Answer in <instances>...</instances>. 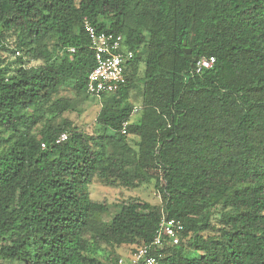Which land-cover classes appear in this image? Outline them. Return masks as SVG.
Listing matches in <instances>:
<instances>
[{
  "label": "trees",
  "instance_id": "obj_1",
  "mask_svg": "<svg viewBox=\"0 0 264 264\" xmlns=\"http://www.w3.org/2000/svg\"><path fill=\"white\" fill-rule=\"evenodd\" d=\"M86 18L134 52L126 84L97 133L65 119L37 132L89 95ZM64 87L76 99L55 98ZM95 182L152 185L162 203L104 222ZM163 216L185 228L163 264H264V0H0V264H118L100 245L132 254Z\"/></svg>",
  "mask_w": 264,
  "mask_h": 264
},
{
  "label": "built area",
  "instance_id": "obj_2",
  "mask_svg": "<svg viewBox=\"0 0 264 264\" xmlns=\"http://www.w3.org/2000/svg\"><path fill=\"white\" fill-rule=\"evenodd\" d=\"M85 32L90 40V50L93 54L94 67L90 72L86 89L89 95L103 98L115 94L126 84V68L134 58V52L124 47L122 35L97 30L86 18ZM74 53L75 50L71 49ZM215 63L214 58H204L197 62L196 72L211 69ZM128 123L123 126V134H127ZM68 140V134L62 133L56 140L60 144ZM43 148L46 146L43 144ZM184 225L176 219L163 216L154 240L137 251L130 254L128 258H121L118 264H163V252L170 246L180 243L184 232Z\"/></svg>",
  "mask_w": 264,
  "mask_h": 264
},
{
  "label": "rangeland",
  "instance_id": "obj_3",
  "mask_svg": "<svg viewBox=\"0 0 264 264\" xmlns=\"http://www.w3.org/2000/svg\"><path fill=\"white\" fill-rule=\"evenodd\" d=\"M2 56L8 63H10L15 61L18 54L13 55L10 52H4ZM64 97L73 100L76 99V94L72 88L64 87L55 98L60 99ZM134 97L135 96L133 94L131 102L135 104L136 111L131 119L132 122L137 119L140 111V104L135 103L137 99ZM104 104L105 101L103 98L86 95L85 100L77 99L75 111H68L60 117H57L56 112L49 108L45 110V118L42 120V123L39 124L36 131L38 132L41 130L47 119H51L56 125L61 124V122L65 119L72 122V124L79 130L84 131L89 135L95 134L99 131L98 116L102 107L105 106ZM130 141L131 145L136 147L138 138L131 136ZM89 190L90 196L93 200L99 202L106 200L109 204V212L102 217L104 222H110L115 214L120 210V206L123 203H130L133 200L148 202L153 205H160L162 203L160 194L152 185H143L137 189H125L122 187H105L100 183L95 182L89 187ZM100 247L99 258L106 263H108L109 256L112 252L118 256H122L123 258H128L130 254V249L126 247L112 248L106 244H101Z\"/></svg>",
  "mask_w": 264,
  "mask_h": 264
},
{
  "label": "water",
  "instance_id": "obj_4",
  "mask_svg": "<svg viewBox=\"0 0 264 264\" xmlns=\"http://www.w3.org/2000/svg\"><path fill=\"white\" fill-rule=\"evenodd\" d=\"M186 52H187L188 54H190V53H191V50H190V49H188Z\"/></svg>",
  "mask_w": 264,
  "mask_h": 264
}]
</instances>
